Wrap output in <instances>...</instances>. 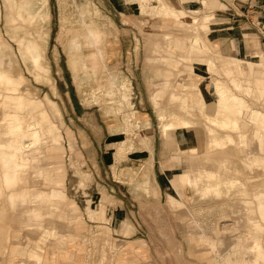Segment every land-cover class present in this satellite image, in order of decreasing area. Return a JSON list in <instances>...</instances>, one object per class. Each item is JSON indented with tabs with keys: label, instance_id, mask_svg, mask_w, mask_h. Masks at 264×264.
Masks as SVG:
<instances>
[{
	"label": "rangeland",
	"instance_id": "1",
	"mask_svg": "<svg viewBox=\"0 0 264 264\" xmlns=\"http://www.w3.org/2000/svg\"><path fill=\"white\" fill-rule=\"evenodd\" d=\"M11 1L0 0V72L12 80H0V135L6 141L19 132L27 140L37 131L43 146H30L32 165L45 173L61 167L63 175L49 183L27 175L22 188L5 181L0 163V225L6 227L0 264H115L112 240L118 230L110 226L111 214L121 205L154 221L150 234L179 264H256L259 256L264 264V220L257 208L264 201V163L249 153L254 142L264 143V94L254 91L264 89V77L227 73L222 53L207 49L203 40L210 44L213 6L186 10L178 0ZM236 37L237 57L264 64L263 56L252 54L259 46L255 34ZM189 38L202 40L191 63L172 46L178 40L186 49ZM213 83L224 99L214 94ZM194 101L200 112L192 108ZM22 102L38 107H20ZM39 111L60 136L57 150L46 123L35 122ZM182 111L231 132H215L227 151H208L207 168L212 161L224 168L212 178L223 181L217 195L189 187V154L184 160L163 154L162 125L173 123L179 132L174 114ZM10 115L19 118L22 132ZM111 133L96 148L105 163H89L95 156L89 142L100 143ZM8 165L12 172L14 163ZM37 185L59 193L45 204L40 220L26 212L21 195L8 197ZM12 200L20 235L12 232ZM244 233L256 239H244ZM17 244L21 249L15 252Z\"/></svg>",
	"mask_w": 264,
	"mask_h": 264
},
{
	"label": "bare ground",
	"instance_id": "2",
	"mask_svg": "<svg viewBox=\"0 0 264 264\" xmlns=\"http://www.w3.org/2000/svg\"><path fill=\"white\" fill-rule=\"evenodd\" d=\"M200 3H201L200 9L210 8L211 6L216 7L218 5L216 0H200ZM199 40H201V39H199ZM203 41L207 45L208 48L207 47L206 48L208 50H210L211 52L215 51V49H214L215 46L209 45L206 38H204ZM200 42H198L196 39L189 38L188 39L189 46H187L186 49L182 48V42H180L178 40L173 41L172 46L174 48L180 49L182 51L184 50L185 55H183L184 56L183 59L185 60V62L191 63L192 61H195V58H192V57L194 55L197 57V55L199 53L197 45ZM164 43H165V40H164ZM205 44H204V46H205ZM201 46H202V44H201ZM201 50H203V49L201 48ZM210 51H206V52H210ZM218 56L224 62L225 67L227 68V70H226L227 73L230 71H232V72L236 71V75L241 76V77H244V76H251L252 77L255 75L264 77V64H261V63L254 64V63L247 61L246 59H241L237 56H235V57H222L221 55H218ZM179 57H181V56H179ZM185 67H187V66H185ZM181 74H182V72H181ZM189 75H190V73H189ZM191 75H192V73H191ZM0 80L5 81L7 84L12 83V80L8 76L3 74L2 72H0ZM183 83H185V82H183ZM247 91H245V92H247ZM254 91L259 96L264 94L263 88L262 89L261 88H255ZM213 92H214V94L218 95L220 97V99L225 98L223 91L221 90V88L218 86L217 83H213ZM218 96H216V98ZM259 96H258V98H259ZM163 103H164V101H163ZM191 103H193L192 108H194V111L200 112V110L202 108H200V106H198V103L196 101L191 102ZM23 105H25L26 108H29V105H30L31 110H33L34 108L36 109L38 107L35 103L24 104L23 102L20 105V107ZM171 115H173V112ZM171 115L169 117H171ZM174 115L176 116V118L179 117V119H180V130H179V132L175 133L173 130V125H174L173 123H172L173 125L171 123H170L171 125H166V124L162 125L163 147H164L163 154L165 152H167L169 155L181 156L180 159H182V160H184V156L186 157V154L187 155L189 154L190 157H189L188 162H187L188 164L186 165V168L188 169L187 175L191 176L190 181H189V187H191V188L197 187L196 188L197 190L203 189V188H210V189L206 190L207 192L204 191V189H203V191L206 193L211 192V193L217 195V192H218L217 187L223 181L222 182H214V180L212 178L214 177V175L222 174L224 168L222 167V165L216 164L213 161L210 164L212 166V168L211 169L207 168V165L209 164V162L211 160L209 157L208 151H210L211 149H213V151H215V153H221V152L227 151L224 148L225 142L223 141V139L221 137H218L215 134V132H216V130L222 131V132L226 133V135L228 137L230 136L231 132H229L228 128L224 124H220V127L218 129H214L212 127L207 126V124H212V121L201 120L199 114L191 115L190 113L182 111L181 113L177 112ZM10 116L12 117V119L18 120L16 125H14V128H17L18 130H20L22 132V130H23L22 123L20 122L19 118L15 117V115H10ZM20 119H21V117H20ZM39 120L42 123L47 122L46 121V115L40 111H39L38 117L37 116L35 117V122H38ZM212 125H214V124H212ZM7 128H9V127H7ZM46 128L49 129V131H50V132H48V139L51 142V147H52V149L57 150L58 148L61 147L60 136L57 137L58 133L54 132V130L50 124L46 123ZM41 129H43V128H41ZM3 131H5V130H3ZM26 133H28V132H26ZM19 134H20L19 132L10 133L9 137L6 141L2 140L4 135L3 136L0 135V147L1 146H7L8 147L7 150H1L0 151V153H1L0 154V163L2 166L3 172H5V174H6L5 175V181H7L8 183L11 182L16 186H21L23 188V187H26L25 185L29 181L28 176L32 177V181H37V182H41V183L42 182L49 183L52 181L61 180V177L63 175V171H62L61 167H56L51 172L45 173V172H43L42 167L32 165V163H34L36 160H35V158H33L29 155L30 154V152H29L30 146L31 145H38L39 143H42V146H43V142H40L41 139H39L38 137H36V138L34 137L35 135L37 136V131L30 132L29 133L30 138H27V140H26V138H23V137L21 138L19 136ZM6 135H7V133H6ZM45 144H47V143H45ZM45 144H44V146H46ZM242 145H243L242 151H244L245 146H246L245 140L242 142ZM40 146H41V144H40ZM32 151H34V150H32ZM249 153L251 156H254L256 158L258 163H260V162L264 163V143L257 142V141L254 142V146L249 151ZM20 160H22V161L19 162ZM9 162L14 163V165H15V169L12 172L10 171V167L8 165ZM29 164H31V165H29ZM29 166H31V168L34 169L33 174H31ZM228 169H229L228 171H231L230 168H228ZM37 186H33L31 188H28V189L24 188L23 192L20 190L17 194L12 193L11 196H8L9 198H11L12 196L17 197V196L21 195L22 200H20V201L23 204V208L34 219H38L39 216L42 215V210H44L45 204L50 201L51 196H58L59 195V193L56 192L55 190H53V192H51V191H47V190L42 189L39 186L38 187ZM11 202H12V215H11V217L18 221V217L15 214V211H17L16 206H15L16 204H14L15 203L14 200H12ZM54 206H56V205H54ZM258 210H259L260 214L262 216H264V201L259 202ZM0 242H2V239H0ZM20 249H21V246L19 244H17L14 247L13 251L18 252V251H20Z\"/></svg>",
	"mask_w": 264,
	"mask_h": 264
},
{
	"label": "crops",
	"instance_id": "3",
	"mask_svg": "<svg viewBox=\"0 0 264 264\" xmlns=\"http://www.w3.org/2000/svg\"><path fill=\"white\" fill-rule=\"evenodd\" d=\"M216 1L218 5L212 7L215 11L214 13L216 17L214 20L216 21L210 23L212 29L209 33L210 37L208 38L209 45L215 46V50L221 52L222 54L220 55L223 57H234L236 56V36H239V39H243L245 34H255L259 46L257 44L255 45L252 54L259 53L264 58V54L260 48L261 46L264 49V37L260 35L261 26H264V0ZM5 2L8 4V2L11 3L12 1L5 0ZM178 2L183 5L186 10L201 6L200 0H178ZM220 5H222V7H220ZM9 9L12 11L10 7ZM12 21L13 18L11 17L10 22ZM241 49L242 48H240V50ZM72 61L73 60L71 59V62ZM71 67L73 68V64H71ZM110 135L114 134L111 133L107 135L103 141H100V143L91 145V142H89L88 147L95 149L93 161H88L89 163L94 162L102 165L105 163L102 157L100 158V161L97 159L96 148L101 147ZM151 135L152 130L149 136ZM76 141L80 143L81 146L83 145L82 142H79L78 140ZM151 148H153V144ZM91 171L94 175H98L95 170ZM96 179H98V177H96ZM201 191H203V189H201ZM259 202L260 201L257 202V208L259 207ZM115 211L111 214V219L114 225L110 224L111 227L118 230V233H114V241L112 240V244L115 247L113 254L115 264H179L176 260L177 257H169L166 253L167 250L163 251L161 240L150 234L149 224L150 228H152L154 226L153 220L141 219L139 214L134 215L133 210L125 205H121L116 213ZM44 213L45 212L42 210V215L39 216L37 220H40L41 217L44 216ZM258 213L262 220H264V216L260 214L259 210ZM82 219H84V217ZM253 219L254 218H250L249 223H252L251 220L253 221ZM12 221L16 223V228H14L12 232L15 231L16 234L20 235V225L17 224V220L13 218ZM87 221L88 220L86 219L85 223H87ZM254 224L258 225L256 222ZM106 225H109V223H106ZM79 226L80 229H77V231H82L85 227H83L82 224ZM81 227L83 228L81 229ZM0 230V234H2L6 230V227L0 225ZM126 232H128V234H125ZM242 237L244 239H256L255 234L251 235L244 233ZM248 249H251L252 251L251 246H249ZM260 257L261 256L258 257L256 264H259Z\"/></svg>",
	"mask_w": 264,
	"mask_h": 264
},
{
	"label": "built area",
	"instance_id": "4",
	"mask_svg": "<svg viewBox=\"0 0 264 264\" xmlns=\"http://www.w3.org/2000/svg\"><path fill=\"white\" fill-rule=\"evenodd\" d=\"M264 26H261V31H260V35H262V37H264Z\"/></svg>",
	"mask_w": 264,
	"mask_h": 264
}]
</instances>
